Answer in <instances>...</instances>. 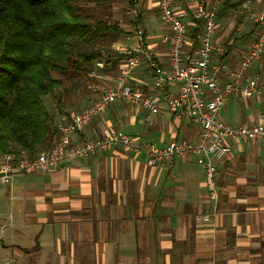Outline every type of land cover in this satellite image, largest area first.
Wrapping results in <instances>:
<instances>
[{
    "label": "crops",
    "instance_id": "0c3cea01",
    "mask_svg": "<svg viewBox=\"0 0 264 264\" xmlns=\"http://www.w3.org/2000/svg\"><path fill=\"white\" fill-rule=\"evenodd\" d=\"M138 1L143 45L165 69L168 54L161 37L167 29L156 0ZM180 1L175 0L176 9L190 10L184 22L191 28L193 3ZM257 3L263 10V3ZM223 26L233 44L225 61L236 67L251 43L240 40L241 25L230 39L232 20ZM213 39L218 42L217 33ZM133 43L124 34L112 49L122 54ZM252 73L264 82V56ZM117 75H96L99 89ZM131 84L154 92L144 64ZM257 113H264V97H229L219 118L233 127L250 126L259 123ZM113 131L159 148L171 141L198 140L189 119L166 109L150 115L121 102L112 103L75 139H97ZM228 144L230 155L216 163V202L208 199L204 169L192 157L151 166L144 155L119 147L73 159L48 174L17 175L7 186L0 183V264H264V142Z\"/></svg>",
    "mask_w": 264,
    "mask_h": 264
},
{
    "label": "built area",
    "instance_id": "2783aa9c",
    "mask_svg": "<svg viewBox=\"0 0 264 264\" xmlns=\"http://www.w3.org/2000/svg\"><path fill=\"white\" fill-rule=\"evenodd\" d=\"M224 1H193L191 17L201 21V32L197 35V48L190 54H184L187 35L185 12L176 9L175 0H156L160 20L167 29L161 37L162 44L167 47V67L164 69L153 57L151 49L143 45L142 29L131 30L128 39L134 43L123 49V61L116 79L105 86L89 106L59 122L56 141L49 149L34 158L1 156L0 183L7 186L17 175L48 174L73 159H87L119 147L132 155H144L151 166L171 164L184 156L192 157L204 169L208 199L216 202V163L230 155L228 143L264 142V113H257L259 123L250 126L233 127L219 118L223 103L229 97H264V82L258 74L252 73L264 56V10L252 11L251 3L259 0H241L238 13L240 17L247 16L253 24L254 38L237 66L231 67L221 60L230 40L220 44L213 39L218 25L216 13ZM141 64L145 65L146 73L152 79V94L144 93L131 84V78ZM169 86H174L176 91L168 92ZM115 102L141 108L150 115L166 109L177 118L189 119L198 130V140L195 143L171 141L159 148L121 131L109 132L97 139H75L90 121ZM202 220L207 222L209 219L203 216Z\"/></svg>",
    "mask_w": 264,
    "mask_h": 264
},
{
    "label": "trees",
    "instance_id": "16d2710c",
    "mask_svg": "<svg viewBox=\"0 0 264 264\" xmlns=\"http://www.w3.org/2000/svg\"><path fill=\"white\" fill-rule=\"evenodd\" d=\"M113 1L0 0V157L34 158L49 149L64 120L60 117L68 120L70 111H80L100 95L96 75L119 71L123 54L112 44L130 31L113 16ZM115 1L132 11V18H124L132 29L143 31L139 1ZM241 5V0H225L216 21ZM191 22L184 54L198 46L201 21L191 17ZM253 38L254 33L241 37ZM232 49L233 44L227 46L221 60Z\"/></svg>",
    "mask_w": 264,
    "mask_h": 264
},
{
    "label": "rangeland",
    "instance_id": "374dc122",
    "mask_svg": "<svg viewBox=\"0 0 264 264\" xmlns=\"http://www.w3.org/2000/svg\"><path fill=\"white\" fill-rule=\"evenodd\" d=\"M180 1V0H179ZM190 2H192L193 3V1H195V0H189ZM182 2H184V0L183 1H180V3H182ZM259 2H260V4H262V6H264V1H261V0H259ZM258 3H257V1H253L252 3H251V9H252V11H258ZM111 12H112V14H113V16L115 17V18H118V20H119V23H120V26H121V28H123L124 30H127V31H131V30H133L132 29V25L131 24H129V23H127V21L130 19V18H132L133 17V13H132V11H130V10H128V6H126V5H124V4H122V3H120V2H117V1H113L112 3H111ZM184 10V12L185 13H188V12H190V10L188 9H186V7H185V9H183ZM264 10V9H263ZM191 11H193V6H192V10ZM239 11V10H238ZM238 11L237 12H232L226 19L227 20H232V22H233V24H234V28H233V30L231 31V35H229L228 37V39H230V38H232V37H234L236 34H238V31H237V28L238 27H240V25L242 26V28H241V34H243V36H248L249 34H251V33H253L255 30H254V26H253V24L250 22V20L247 18V16L246 17H241V19L239 18L241 15H239V13H238ZM190 18H191V16H189ZM124 18H129V19H127V20H125ZM226 19L224 20V21H222V20H217V30H216V33L218 34V39H217V41H218V43H220V44H226V42H228L229 40H226V27H224L223 25L224 24H226ZM241 20V21H240ZM239 21H240V23H239ZM223 26V27H222ZM222 28V29H221ZM230 32V31H229ZM240 33V32H239ZM227 34H228V32H227ZM242 36V37H243ZM119 38H121V36L119 37ZM236 40H239V39H236ZM240 40H242L243 42H245V44H247V43H251V40L250 39H248V40H243V39H240ZM250 40V41H249ZM242 43H240V45H241ZM233 50V49H232ZM46 104H47V106H48V108H51V110H54V107H53V103H52V101L49 99V98H47L46 99ZM50 106V107H49ZM76 111H70L69 112V116L68 117H70L72 114H74ZM59 119V118H58ZM61 120V119H60ZM26 243V241L25 240H23V242H22V244H25Z\"/></svg>",
    "mask_w": 264,
    "mask_h": 264
}]
</instances>
